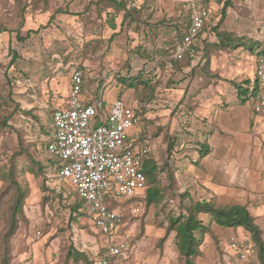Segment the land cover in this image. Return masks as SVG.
I'll return each mask as SVG.
<instances>
[{
  "label": "rangeland",
  "instance_id": "obj_1",
  "mask_svg": "<svg viewBox=\"0 0 264 264\" xmlns=\"http://www.w3.org/2000/svg\"><path fill=\"white\" fill-rule=\"evenodd\" d=\"M122 1L137 10L130 24L128 19L122 22L124 10L113 0H0V118L10 115L12 127L0 131V170L11 156L22 152L16 155L23 169L18 179L29 187L23 216L10 240L12 264H88L83 258L67 259L69 247L88 261L99 250L100 236L93 222L85 214L70 219L68 205L77 197L69 181L57 176L62 160L44 148L51 138L47 131L52 129L53 110L67 104L72 68L83 70L85 91L94 98L101 91L106 101L117 91L116 97L143 107L138 137L147 142L158 164L162 167L167 161L170 170L158 173L162 189L158 203L147 204L139 196L115 206L120 229L117 225L109 240L128 241L127 258L122 261L178 264L174 233L160 239L166 235L170 216L179 212L182 203L196 199L197 195H189L197 193L201 175L209 174L216 200L225 202V190L236 199H259L254 206L264 200V146L259 133L253 126L250 129L249 120L225 119L229 106L234 111L240 108L239 117L251 110L254 61L257 52L264 50V0L212 1L209 22L195 42L196 57L189 66L177 67L169 60L184 20V2ZM224 2L227 7L221 18ZM109 15L116 28L110 27ZM220 32L243 36L249 43L223 47ZM256 42L259 46L252 45ZM13 54L16 59L10 64ZM129 75H140L147 85H121L118 78ZM234 84L248 88L244 101L240 96V105L235 104ZM167 138L174 142L170 151ZM204 141L213 154L208 158L210 166L202 170L196 150ZM24 151L44 165L40 175L25 168L29 159ZM168 172L173 175L171 182ZM181 189L187 191L182 192L186 193L182 201ZM130 205H139L140 213H132ZM205 216L199 214L201 219ZM257 222L262 225L260 219ZM4 226L1 206L0 235ZM239 228L212 222L196 264L235 263L238 259L229 244L231 238H242ZM252 261L257 260L252 257Z\"/></svg>",
  "mask_w": 264,
  "mask_h": 264
},
{
  "label": "built area",
  "instance_id": "obj_2",
  "mask_svg": "<svg viewBox=\"0 0 264 264\" xmlns=\"http://www.w3.org/2000/svg\"><path fill=\"white\" fill-rule=\"evenodd\" d=\"M182 1L190 9L189 24L175 44V59L197 53L195 41L211 17L210 9L197 5L196 0ZM255 78L253 128L264 146V55L257 59ZM134 108L125 97H116L107 104L101 91L97 98L83 91L82 72L72 68L67 107L52 112V134L46 148L62 160L57 176L68 180L85 200L86 216L100 236L102 251L94 257L93 264H118L119 258L129 249L126 240H109L120 217L116 208H110L109 200L137 197L146 187L142 165L148 149L131 147L127 142L128 132L137 123ZM131 211L139 214L140 206H131ZM229 246L242 261H248L255 254L254 245L248 238H231Z\"/></svg>",
  "mask_w": 264,
  "mask_h": 264
},
{
  "label": "trees",
  "instance_id": "obj_3",
  "mask_svg": "<svg viewBox=\"0 0 264 264\" xmlns=\"http://www.w3.org/2000/svg\"><path fill=\"white\" fill-rule=\"evenodd\" d=\"M115 6H118L120 9L124 10V15L122 18V22L128 19L127 24L133 22L132 13L137 11L135 7H127L125 2L120 0H113ZM215 0H196V4L202 6L204 8L210 9V2ZM218 3L221 0H216ZM227 3L224 2V5L221 9V18L225 16V10ZM182 8L185 10L184 20L181 24V28H178L177 41H179L186 32L187 26L189 24V13L190 9L186 7V4H182ZM109 24L111 28H116V22L112 15H109ZM207 21L201 31L199 32L198 37L205 29ZM216 30V26L214 27ZM220 38V43L223 47L226 48H238L240 46L247 45L249 40L243 36L234 37V35L230 32H220L217 33ZM252 45L259 46V44L252 43ZM175 47V46H174ZM253 49V46L251 47ZM198 52V49H196ZM197 53L193 56L189 54H185L182 59H175L173 55L170 56L169 62L177 67L180 65L189 66L190 62L196 57ZM257 56L264 55V50L259 51L256 54ZM16 59V55L13 54V57L10 61V64L13 63ZM208 62V61H206ZM78 68V67H76ZM82 72V89L85 91V75L81 68H78ZM121 82V85L127 86L128 88H136L139 85L146 86L147 83L142 79L140 75L137 76H123L118 78ZM248 82V80H245ZM239 89V94L244 93L243 101L247 98V87H241V85L236 86ZM255 90L252 91V94ZM67 104L63 106L66 108ZM143 107L135 106L134 113L137 118V123L135 127L138 129L139 122H141V117L143 116ZM10 119V115H6L0 118V131L6 127L12 128L11 125H8V120ZM139 130V129H138ZM137 133L131 137V139L127 138V142L131 147H135L138 149H142L146 147L148 149V154L146 155L142 170L146 179V187L143 192V200L147 204H156L160 201L162 189L160 187V183L158 180V173L161 169H168L167 161L162 163V167L156 161L157 159L150 153L147 142L138 137ZM52 134L51 131H47V133ZM167 151H170L174 145L173 139L167 138ZM47 144V143H46ZM47 150L46 146L44 147ZM209 152V147L206 141L202 142L199 147V156H205ZM22 152H17L15 156H11L8 160V163L1 168L0 170V179L3 182V187L0 188V207L4 206L5 213V226L4 232L0 235V264H12V253L10 240L14 236L17 228L19 219L23 216V207L25 204V200L29 194V187L25 184H22L18 179L19 171H23V169L19 168L17 165V157L16 155H22ZM25 157L29 159L28 164L25 168L34 173L36 175H40L43 171L44 165L35 160L32 155L28 152H25ZM61 165L59 166V168ZM59 170V169H58ZM168 179L171 182L173 180L172 173L168 172ZM71 186V185H70ZM71 190L76 195V200L70 203V219L75 220L78 215H86V202L82 199L77 192L71 187ZM62 192L59 194L61 195ZM181 201L186 196L185 194L180 193ZM190 196V195H189ZM191 197V196H190ZM136 198V197H135ZM132 198L130 200H134ZM110 208H116L115 206L120 204L119 201H114L113 199L109 200ZM205 214L209 221L208 223H204L203 220L199 217V214ZM120 221V217L117 222ZM212 222L217 223L220 226L225 227H241L243 228L250 236V240L254 245V252L259 264H264V239L262 237V229L255 222L254 217L249 213L246 205L244 204H225L220 203L214 198H210L209 200H199L195 199L191 201L189 204L184 205L182 203L180 210L177 214L170 216L168 221V226L166 230V235L163 236L160 240L163 241L169 232L174 233V243L177 249L179 262L178 264H196V259L201 255V245L204 241V237L206 234H210L211 232V224ZM102 251V248L99 246V250L96 254H94L90 260L88 261L87 257L81 252L75 250L72 246L69 247L67 252V259H72L73 261L83 258L88 264H93L94 257Z\"/></svg>",
  "mask_w": 264,
  "mask_h": 264
},
{
  "label": "crops",
  "instance_id": "obj_4",
  "mask_svg": "<svg viewBox=\"0 0 264 264\" xmlns=\"http://www.w3.org/2000/svg\"><path fill=\"white\" fill-rule=\"evenodd\" d=\"M183 2V1H182ZM212 2V1H211ZM210 2V3H211ZM198 39V38H197ZM196 42V41H195ZM195 48L197 49V46H196V43H195ZM197 51V50H196ZM198 53V52H197ZM258 57L259 56H257L256 55V59H255V61H254V66H255V68H256V63H257V59H258ZM248 80V79H247ZM255 81H256V78H255V74H254V83H253V90H255V86H256V83H255ZM243 83H245V81L243 82ZM238 85H241V84H238ZM236 85L234 84V88H235V90H236V96H237V102L235 103V104H238V105H240L241 103H243V101H240V99H241V97H243V98H245L244 97V93L243 94H239V89L238 88H236L235 87ZM252 90V91H253ZM254 95H255V92L252 94V92H251V97L254 99ZM116 96H117V91H115L114 92V94H113V96H110V97H108L107 99H106V103L107 104H109L113 99H115L116 98ZM241 96V97H240ZM234 104V105H235ZM227 109V111H228V113H227V115H225V119H227V120H229L230 122H234V121H237V122H239L240 120H241V118H242V121H245V120H249V127H250V129H251V126H253V122H254V119H255V115H254V108H253V100H252V103H251V110H250V112L247 114V116H245V117H239V115H240V113H238L237 112V110L238 109H240V108H238L236 111H234V110H231V107L229 106V107H227L226 108ZM222 110H224V109H222ZM218 111V112H223V111ZM137 128L136 127H133L132 129H131V131H129L128 132V139L130 138L131 139V137H133L136 133H137ZM209 151H210V149H209ZM196 152H199V150L197 151L196 150ZM224 153V151L221 153V154H223ZM213 154V150H211L210 152H208L205 156H202V157H200V156H197V158H198V162H199V167H200V169H202V170H205V166H210V165H208V158L211 156ZM191 161V160H190ZM193 162V161H192ZM195 164H197V163H195ZM204 166V167H203ZM198 170V169H197ZM209 176V174L208 173H206L204 176H202L201 175V180H199L201 183L200 184H198V188H197V193H190V196L191 197H194V195L196 196L197 195V197H196V199H199V200H209L210 198H214L216 195L214 194L215 193V191H213V189H212V187H210V186H212V180H209L207 177ZM260 178L262 179V176H260ZM207 183H209V184H207ZM261 184V183H260ZM210 185V186H209ZM263 187V191H264V177H263V182H262V184H261V188ZM144 192V191H143ZM143 192L139 195L140 196V198H143ZM182 192H187L186 191V189H181L180 191H179V194L180 193H182ZM139 196H137V197H139ZM199 196H202L201 198L199 197ZM264 197V196H263ZM262 197V198H263ZM135 198V197H134ZM254 198V197H253ZM132 199V198H131ZM216 199V198H215ZM127 200H130V199H123V200H121V201H119V203H122V202H124V201H127ZM135 200V199H134ZM253 201H251L250 199H248L247 197H241V198H239V197H237V199L234 197V194L233 193H230V192H227V190H225V202H222V201H219V200H217L218 202H220V203H225V204H234V203H237V204H244V205H246V207H247V209H249V207H250V209H252V216L254 217V219H255V222L260 226V228L262 229V237H263V239H264V209H261V207L263 206V204H264V200L262 201V202H257L259 205H256V206H254L255 205V202H254V200H256V201H259V199H252ZM138 201H140V200H138ZM238 201H242V203H239ZM137 203V202H136ZM131 206H134V205H130V208H131ZM135 206H137V205H135ZM118 208V207H117ZM116 208V210L118 211V209ZM119 212V211H118ZM257 219H260L261 221H262V225L261 224H259L258 222H257ZM202 220H203V222L204 223H208V221H209V219H208V217L207 216H205V218L203 219L202 218ZM120 222V221H119ZM117 223L118 224V228L120 229V223ZM212 225V224H211ZM238 228V227H237ZM239 233L242 235V238H248V239H250V236H249V234L243 229V228H239ZM207 234L205 235V238H204V241L205 242H207ZM241 238V239H242ZM122 240H126V239H122ZM128 251H129V249L124 253V255H122L120 258H119V260L117 261L118 262V264H128L126 261H122L123 259H126L127 258V256H126V254L128 253ZM236 255V254H235ZM236 257H237V261H234L235 263H233L232 261H226L225 262V264H259V262L258 261H252V257H255L256 258V256H255V254L254 255H251L250 256V258H251V261H242V260H240V258L236 255ZM249 258V259H250ZM248 259V260H249ZM256 260H257V258H256ZM197 262V261H196ZM198 263V262H197ZM204 263H207V261H204Z\"/></svg>",
  "mask_w": 264,
  "mask_h": 264
}]
</instances>
